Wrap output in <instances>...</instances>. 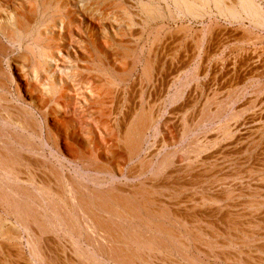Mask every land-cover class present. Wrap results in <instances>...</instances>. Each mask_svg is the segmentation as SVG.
I'll use <instances>...</instances> for the list:
<instances>
[{
  "label": "rangeland",
  "instance_id": "obj_1",
  "mask_svg": "<svg viewBox=\"0 0 264 264\" xmlns=\"http://www.w3.org/2000/svg\"><path fill=\"white\" fill-rule=\"evenodd\" d=\"M115 1L117 2V4L121 5L123 11L126 9L127 12H129L130 14L132 13L131 18H133L132 20H134L133 23L135 22V24L130 30L128 28L125 29L129 32V35L124 38H120L119 35L118 36L116 35L118 31H120L122 25L125 27L124 24L126 23L123 22L122 20L123 14L120 12L122 10H119L114 6H112L111 2H109L110 3L109 4V3H104L105 1H101V0H71V1L69 0L67 5V10L64 11L62 15L56 16V18L55 17L50 18L51 20L53 19L54 21L53 25L50 24L51 28H49V30L52 31L50 35H52V37L56 39L58 43L60 41L58 48L62 46L60 48V52L59 51L56 52L58 58L57 60L56 58L54 60L55 61L54 65L56 67H54L55 69L53 68V72L55 73L54 75L53 72L49 74L50 76L52 75L51 77H53L54 79L51 78L50 76L49 77L45 76L42 79V81H40V78L39 79L35 78V76L32 73L33 70L31 66L28 63H23L24 60L22 58L23 49L22 48L19 49L20 47L18 46L12 47L15 48V51L12 52L13 54L10 53L8 56L4 58L1 57L2 59L1 67L3 66L4 68L3 70L4 71L6 70L1 75L2 76L1 78L6 77L5 80L7 81L9 87L7 88V90H5L4 93L5 100L4 101L0 100V117L2 118L6 117V120L4 121L0 120V123H3L0 124V150L3 149L2 148L3 145H1V142L6 139L5 142L9 144L8 149L9 147L11 149L13 148V151H10L9 149V152L6 151L8 149L5 150L8 155L10 153V157H9L10 163L14 160L15 155L17 156L21 155L20 158H22V155H24V157L22 158V164H21L22 166L20 165L21 167L20 166L17 167L18 170L16 171V173L21 175V177L23 178L22 180L25 181L27 179L30 180V183L27 186L28 188H30L28 190L31 196L36 197L34 193V189H31L32 181L37 182L38 180H43L48 186L50 185L48 188H51L50 189L51 191L57 192L56 190H58L61 195V198L68 200V188L66 183H67V178L69 177L70 174L71 177L75 178V181L77 182V185H79V187L86 184V186H88L89 188L97 190V188H100L97 184L98 182L105 181L109 183L110 181L108 178L109 175L107 173L96 175V170H97L96 168L100 163H104V162L109 163L108 162L109 160L114 161L115 166H113L112 168L114 171L113 173L115 176L118 177L119 179L118 181L120 182L125 181V179L123 180L122 177L123 178L127 177L132 167L139 166L137 160L135 161V166H132L131 168H129L130 166L126 165L127 162L125 159L127 157V153L125 149H121L122 147L119 146L118 137L120 136V133L124 134L125 130L127 129V125H129L131 122L134 121L136 116L135 113L138 112L140 113V111H147V109L150 110L149 107L152 105L151 110H153L155 114L161 113L160 114L161 119L158 124L159 132L157 135H154L153 132L150 133V135L147 138V142L144 148L145 150L141 156V159L144 158L157 159L158 157H160L159 159H161L162 156L163 157L167 156V153H173V152L175 153V156L173 158L174 165L167 169H164L163 172L160 175H158V177L155 179L157 180V182L154 185H165L169 183L170 185L175 186L176 184L178 185V183L182 181L181 179H183V177L187 181L191 179V182H189L188 184L194 183L197 180L196 179L197 174H199L200 171H202L200 168V161L199 163L198 162L195 163L196 166L195 171L189 174L188 171L186 170L187 168H185L186 156L183 150L181 149L184 146L187 145L189 146V144L193 142L202 143V144L207 142L209 143V141H211L210 140L211 137H215L217 142L216 143L217 145L212 150L208 151L207 153H204L205 156L204 155L202 156L203 158L209 157L210 152L212 151L214 157L211 158L210 161L208 162H212L214 164L217 162L207 175L201 174L203 175L201 178L204 181H206L207 184L206 183L203 184V182L200 183L195 182L194 183L195 185L192 186L193 187L192 190L190 191L184 190L185 192L182 191L180 193L178 192L177 194L169 189H165V191L158 190L157 194L155 195L156 199L158 198L157 199L158 202L159 200L160 201L166 200L167 199L166 197H168V199L169 197H173L171 199L173 200L175 199V201L171 199L169 200V201H173V203L175 202L178 203L180 200L181 202L184 201L189 202L190 200L191 202H193L192 198L194 197H195L194 200L195 199L198 200L199 198L202 197L201 195L203 194L215 195L216 194L215 192H218V194L220 192H223V189L219 187V184H224L227 186L226 189L227 192H229L228 186H230L232 190L233 189L236 190L235 193L245 192L247 195L243 193L245 195L244 198L238 200L236 199L237 197H235L236 194L232 196L233 194L232 191L230 190L231 193L229 192V194L232 196L230 202L229 201L223 202L220 204L221 206L219 204L216 205L207 204L205 206L198 207L196 212L201 214L207 213L206 218L210 221H213V223L217 224L216 227L217 229L220 228L222 225L225 226L218 219L224 217L226 215V212H228V210L232 212L233 210L235 212L242 211L244 212L243 213L244 215L245 213L253 214L252 218H254V220L257 219L258 223L261 222L263 223L264 222V198H263L264 185H262L263 183L261 184L260 179L264 177V171H263L264 170V28L253 29L252 33L254 36H256L257 41L253 44H246V43L244 44V43H240L241 42L240 37L242 39L245 38L242 37L243 34H245L246 36L245 41L252 40L253 37L250 31H247L249 29H245L248 27L250 28L248 22H245L246 24L244 23L245 24V25L243 24L244 27L241 28L242 25L239 26L235 23H231L228 20H224L223 18H218V17H213L212 19L213 20L212 22L213 23L215 22V24L209 23L210 20L206 18L204 20H197V19L193 20L192 17L189 16V18L183 17L178 19L176 15L177 14L176 8L173 6L172 3L167 2L166 0H150V2L155 1L154 4L155 3L157 4V5L155 4L156 7H159L160 10L163 12L165 16L164 17L165 19L163 21L166 28L160 30L159 28L162 25L161 24L162 22L157 21L150 24L148 27L145 28L146 30L143 31L141 27L143 24L142 22L146 20L144 19L146 18V15L141 10L140 4L142 2L147 3L149 2V0H136V1L115 0ZM263 2L264 1L262 0L261 3ZM1 3L7 4L6 8H8L10 14L11 13L16 14V11H19L21 9V5H23L24 1L1 0ZM65 12L67 14H64ZM63 14L65 17L63 16ZM47 17L49 19L50 16L48 15ZM43 19H40L41 21H39L40 22L39 24H42L43 21L44 23L45 21L48 22L46 18L43 17ZM62 21H64L65 23L63 24ZM137 24H139V26ZM138 27L143 32H140V29ZM157 27L159 31H157L158 30ZM236 32L237 34H235ZM208 33L210 34V36ZM247 34L249 36H247ZM208 36L209 38H207ZM249 37L251 39H249ZM199 38L201 40L200 42H202V40L203 42L202 44L199 43L198 45L197 44L198 42L196 43V40ZM122 41L123 43L126 44L125 47L132 48L131 50L134 53L135 52L137 53V55L140 58V63L136 64L134 63L133 59L124 60L122 58L121 56L122 48H120L119 45L120 42ZM227 42L229 43V45ZM0 43L5 44L3 39H1V36H0ZM154 52H156L155 53L156 55L154 54ZM193 53H196L195 54L196 56H194L193 60H190ZM149 55L152 59L153 66L155 64L154 73L158 75L157 71L162 70L161 72L163 74L162 76L160 75L157 76L156 74H154L155 76L153 75L151 79H148L144 75L145 65L143 66V64H145V59ZM184 61L185 63H183ZM160 62L162 63V65H160L161 64ZM132 66L135 67L132 68ZM126 67L128 68V70L132 69L130 71L131 73L128 75L129 77H127V79H123L124 81L122 79L118 80L119 73L122 74V72L126 70L125 69ZM90 68L92 69L98 68V71L92 72ZM99 69L101 72L99 71ZM56 70L59 71L58 73H60L62 76L58 74ZM65 72L66 74H64ZM5 73H7L8 75H6ZM183 74H186V76H184ZM189 76L190 77L193 76V77L190 78ZM110 77L114 79L115 85L114 87L111 88L112 93L105 95L104 91H106L107 88L106 79L111 80ZM61 79L63 80L65 79L69 81L68 83L69 86L71 87L70 94L72 97L71 100L68 102L66 99L63 100L56 97L60 91L58 87L60 85L58 83L60 82L62 83ZM43 85L44 88L41 89ZM53 86L57 88V93L55 94L56 96H52V98H50L47 95H45V93L47 89H51ZM0 95L2 96V93H0ZM98 95L101 96L100 97L101 100H98L97 98ZM114 95L116 98L114 97ZM217 110H220V112H217ZM42 111H44V113H42ZM216 112L218 113V115L220 113H223L222 116L220 115L222 119L218 117ZM235 113H240L241 116L234 121L231 122L229 121L230 134L226 136L224 135L226 130L228 129V127L226 126L227 124L226 122ZM15 114H18L17 117H14L16 116ZM206 114L208 117L204 119ZM103 115L104 117H102ZM108 116H110V120ZM105 120L108 121L109 124L111 123V125H109L108 123L105 124L106 122ZM15 121L16 122L19 121L21 124H18ZM187 122H189L188 123L189 125L186 124ZM185 124L188 126H186ZM177 126L180 127L178 128ZM189 128H191V130ZM180 130L182 131L180 132ZM173 133L174 135H172ZM179 133H181L180 134L181 136L180 135L178 136ZM182 135H184L185 139L181 138ZM245 138H248L247 142L243 141V139ZM239 141L242 142V145L252 143L253 144V147H251L252 149L250 148L249 150H247L246 153L243 152L241 153L239 149L240 147L239 148L237 147ZM26 143L30 144L29 147H32L33 145L34 146L32 148H28L25 146ZM36 148L38 153L35 152ZM72 149H76L77 153L79 152L78 157L83 155L82 151H80L81 149L86 150V170H83L86 172L79 171L80 169L79 163H78L79 165L76 164L77 165L76 166L68 161V159L73 160L74 156H76L73 155L72 153L73 151H71ZM120 149L122 151H120ZM234 150L236 151L239 150V151L236 152ZM28 155L30 156L31 160L28 159L29 158ZM217 158L220 160H218ZM247 161L249 162L247 163ZM119 166H121V168H119ZM178 166H180L179 169ZM253 166L259 167L260 169L262 168L263 169V170L261 169L262 172H259L258 170L251 171V169L254 168ZM206 168L209 169V164L207 165ZM220 168L223 169L221 170ZM239 170L240 171L242 170L240 174H242L244 180L242 181L240 180L234 181V179L223 180L225 179V177L228 178L231 175H233L235 172H238ZM77 172H79L80 174L77 175ZM250 172H253V174H251ZM35 174L36 175L38 174V176H36ZM63 178H65L66 180ZM56 179L59 180L56 182ZM214 181H218V182H216L215 184ZM12 184H18V182L14 181L12 182ZM210 185L211 186L214 185L215 187L212 189L213 193L210 190ZM178 187L179 186L175 187V189H181ZM167 190L170 192H168ZM223 193H225V190ZM161 196L164 197L165 199H163ZM260 201H262V207L260 208L259 211L257 210V208L250 210L248 207L242 206V203L243 204L249 202L258 203ZM181 204L180 206H173V207L174 208L177 207L179 209H183L184 207H186V205L183 204L181 205ZM189 205L190 204H188V206ZM225 205L232 207L231 208L228 207L229 208L228 209L227 207H224ZM222 207H224V209L221 210ZM217 212L220 213L216 214ZM216 216H218L219 218ZM202 225H206V224L203 223ZM222 227L221 229L223 230ZM249 231L251 232L252 229H250ZM261 232L264 233V229H261L260 233ZM48 236L45 237L48 239L49 238ZM87 236L88 233H86V238ZM45 237L44 239H46ZM222 237H224V240L222 238H218V242L219 241L220 242L217 244L219 245L221 244L220 246H227V248H225L224 251L226 252V254H228L227 255L228 257L222 255L219 252L220 246L219 247L217 246L215 247V252H217L215 253L217 254L214 257L215 259L211 257L206 258L205 256L201 257L202 260H204L205 264H234V263L238 264L236 263V262H240L239 261L240 257L238 256L245 255L242 257L244 258L246 257V255H252L251 254L252 250L253 252H255L254 251L255 249L251 250V248L248 249L246 248V246H245L246 249L244 247H241L240 249V247L237 246L239 245L237 243L239 239L229 238L230 235L227 236L224 235ZM226 238H228V241ZM75 239H76L75 241H78L77 239L79 238L76 237ZM80 240L78 242V246L83 244L84 241L86 240L88 241V239L85 238H82ZM231 240L237 243L236 245H234L235 247L233 245L231 246L227 245L228 242H230ZM240 241H242V239ZM222 242L224 245L222 244ZM83 245H85V243ZM228 247L230 250L228 249ZM26 250L27 249L25 247L24 257L27 258L29 252ZM12 251L13 250H11V252ZM231 251H232V255H231ZM2 252H0V254ZM58 252H63V251L58 250ZM6 253L4 255L3 252L0 255V264L5 262L4 259L8 260V262H11L12 260H19L15 253L13 254L12 252L13 254L11 256V258L13 257L12 259L9 258ZM229 254L231 257L229 256ZM232 258H234L233 259L234 262L232 261ZM170 259H171L170 264H176L173 262H177V264H188V262H185L183 259H181L179 255H173L172 257H170ZM217 259L219 260L223 259V260L219 261ZM227 260L231 262L229 263ZM17 262L18 261H14V264H17ZM70 262L71 261L65 259L63 254L60 263L69 264Z\"/></svg>",
  "mask_w": 264,
  "mask_h": 264
},
{
  "label": "bare ground",
  "instance_id": "obj_2",
  "mask_svg": "<svg viewBox=\"0 0 264 264\" xmlns=\"http://www.w3.org/2000/svg\"><path fill=\"white\" fill-rule=\"evenodd\" d=\"M21 1H24L23 5H21V9L19 10V8H18L19 11H16V14L15 13L10 14L8 8H6L7 4H2L1 0H0V34H1L0 36H1V39H3V41L5 42V44L0 43V93H2V96L0 95L1 101L5 100L4 99V97H5L4 93H5V90H7V88L9 87L7 81L5 80L6 77L1 78L2 77L1 75L6 71V70L5 71L3 70L4 69L3 66L1 67V63H2L1 57L4 58V57L8 56L10 53H12L13 51H15V48H12V47L18 46V47H20L19 49H21V48L23 49L22 58L25 60V62L23 60V63H28L31 66V68L33 70L32 71L33 75L37 79L40 78V81H42V79L45 76L49 77L50 76L49 74H51L53 72V68L56 67L54 65V63H55L54 60H55V58H56V60L58 58L56 55V52H58V51L60 52V48L62 47V46L61 47L59 46L60 48H58L60 41L58 43L56 41V39H54L52 37V35H50V33H52V31L49 30V28H51L50 24L53 25V23H54L53 19L51 20L50 18H53V17L56 18V16L62 15V13L67 10V5H68L69 0H21ZM101 1H105L104 3L111 2L112 6H114L115 8H117L119 10H122V11H120L123 14L122 20H123V22H126L127 24L126 23L124 24L125 27L122 25L120 31H118V33L116 35L117 36L119 35L120 38L127 37L129 35V32L125 29L128 28L130 30L133 27V25L135 24V22L133 23V21H134V20H132L133 18H131L132 13L130 14L129 12L126 11V9L123 11V8L121 7V5L117 4V2L115 0H101ZM135 1H133V2H135ZM166 1L172 3L173 6L176 8V11H177L176 15H177L178 19L183 18V17L189 18V16L192 17L193 20L194 19L204 20L206 18V19H209L210 20L209 23L212 24L213 23L212 22L213 17H218V18H223L224 20H228L229 22L235 23L239 26L242 25L241 28L244 27L243 24L245 22H248L250 25V28L248 27L245 29H249L247 31H250V33L252 35H253V33H252L253 29L264 28V2L261 3L262 0L261 1H259V0H166ZM154 2L155 1L150 2V0H149V2H147V3L142 2L140 4L141 10L146 15V18H144L146 20H144V22H142L143 24L141 27L143 29V31L146 30L145 28L148 27L150 24L157 22V21L162 22L161 23L162 25L159 28L160 30H163L166 28L164 25V21H163L165 19L164 18L165 16H164L163 12L160 10V8L156 7L157 4L155 3L156 4L155 5ZM80 3H81V1H80ZM136 6H137V4H136ZM64 14H67V13L65 12ZM64 14H63V16H64ZM48 15L50 16L49 19L47 17ZM43 17L46 18L48 20V22L45 21V23H44V21H43L42 24H39L40 23L39 21H41L40 19H43ZM171 19H174V18H171ZM64 21H62L63 24L65 23ZM213 24H215V22ZM60 25H61V23H60ZM137 25L139 26V24H137ZM133 29H135V28H133ZM157 29H158V27H157ZM159 29L157 31H159ZM186 29H188V28H186ZM143 31L140 29V32H143ZM262 31H263V29H262ZM218 32H221V31H218ZM201 33H203V32H201ZM254 33H255V31H254ZM235 34H237V32ZM231 35H232V32H231ZM209 36H210V34H209ZM209 36L207 38H209ZM247 36H249V35L247 34ZM242 37H245V38L242 39L240 37V39H241L240 43L253 44L257 41L256 36H254V35L252 37V40H246L245 41V39H246L245 34H243ZM250 37H251V35H250ZM250 37H249V39H251ZM257 38H259V37H257ZM200 41L201 40L199 38L196 40V43L198 42L197 43L198 45H199V43L202 44L203 40H202V42H200ZM207 41H208V39H207ZM156 42H158V41H156ZM119 45H120V48H122L121 52L123 55L121 54V56L124 60L133 59L134 63H136V64L140 63L139 56L137 55L136 52H135L136 53L135 54L131 50L132 48L125 47L126 44L123 43V41L120 42ZM228 45H229V43H228ZM134 46H133V48H134ZM196 48H197V45H196ZM200 48H201V46H200ZM141 49H143V48H141ZM203 51H204V49H203ZM192 52H195V51H192ZM155 53L156 52H154V54ZM188 54H190V53H188ZM195 54L196 53L192 54V57L190 58V60H193L194 56H196ZM174 55H175V53H174ZM198 55H199V53H198ZM213 59H214V57H213ZM62 61H64V60H62ZM183 63H185V61ZM22 65H24V64H22ZM144 65H145L144 75L148 79H151V77H153V75L156 73H154L155 64L153 66V62H152L150 55L146 57L145 64H143V66ZM160 65H162V63ZM61 66H63V65H61ZM66 67H67V65H66ZM134 67L132 66V68H134ZM90 69L92 72L98 71V68L97 69L96 68H93V69L90 68ZM125 69L126 70H124L122 72V74L119 73V76H118L119 79L118 80L127 79V77H129L128 75L131 73L130 71L132 69L128 70L127 67ZM99 71H100V69H99ZM133 71H134V69H133ZM215 71H216V69H215ZM58 72L59 71H57V73ZM76 72H77V70H76ZM161 72H162V70H158L157 71L158 75L162 76L163 74ZM54 73L55 72H53V75H54ZM103 73H104V70H103ZM5 74L8 75L7 73H5ZM58 74H60V73H58ZM64 74H66V72ZM183 75L186 76V74H183ZM3 76H5V75H3ZM187 76H188V74H187ZM191 77H193V76H191ZM51 78H53V77H51ZM65 79H67V78H65ZM65 79L64 80L61 79L62 83L61 82L58 83L60 85V86H58L60 91L57 94V96L55 95L57 93V88L55 86H53L51 89H47L45 95H47L50 98H52V96H56L59 99H63V100L66 99L67 102L70 101L71 97H72L70 94V90H71L70 88L71 87L69 86V83H68L69 81H67ZM47 80H48V78H47ZM9 81H10V78H9ZM101 83H102V81H101ZM114 85H115V81L113 78H111V80L106 79V87L107 88H106V91H104V94L107 95V94L112 93L111 88L114 87ZM43 88H44V85L41 87V89H43ZM41 89H39V90H41ZM171 89H172V87H171ZM42 93H43V90H42ZM80 93H81V90H80ZM93 97H94V94H93ZM100 97L101 96L98 95V97H97L98 100H101ZM114 97H115V95H114ZM229 98H230V96H229ZM85 99H86V97H85ZM105 100H106V98H105ZM96 102H98V101H96ZM197 106H199V105H197ZM74 107H75V105H74ZM251 107H254V106H251ZM149 108H150V110L147 109V111H140V113L139 112L135 113L136 116H135L134 121L131 122L129 125H127V129L125 130L124 134L120 133V136L118 137L119 146L122 147L121 149H125V151L127 153V157L125 159L127 162L126 165L130 166L129 168H131L132 166H135V161L137 160V162L139 163V166L137 165L138 167H132L130 173L129 174L127 173L128 176L124 177V178L122 177V179L123 180L125 179V181L120 182V181H118L119 180L118 177L115 176L113 173L114 171L112 168H113V166H115L114 161L109 160L108 161L109 163L104 162V163H100L98 166L96 165L97 166L96 175H99V174L101 175L102 173H107L109 175L108 178L110 180L109 183L105 182V181L104 182H98L97 184L100 188H97V190L89 188L88 186H86V184L79 187V185H77V182L75 181V178L71 177L70 176L71 174H70L69 177L67 178V183H66L67 188H68V200H65L64 198L62 199L59 191L56 190L55 188L54 189L57 192L51 191L50 190L51 188H48L50 185L48 186L45 183V181H43V180H38L37 182L32 181V183H31L32 188L31 189H34V193H35L36 197L31 196L29 193V190H28L30 188H28V186H27L30 183V180L29 179H27L26 181L22 180L23 178L21 177V175L16 173V171L18 170L17 167H19L22 164V158L24 157V155H22V158H20L21 155L20 156L15 155L14 160L10 163L9 162L10 153L8 155L7 152H9V149H10V151H13V148L11 149L9 147V149H8L9 144H7V142H5L6 139L1 142V145H3L2 148L4 150L3 149L0 150V250L2 249L0 252L3 251L4 255L7 252L6 254L9 258H11V256L15 253L17 258L19 259V260H12L11 262H8V260L4 259V256H3V259L5 260V262H3L2 264H14V261H18L17 264H61L60 262H61V257L63 256V254H64V257L66 260L71 261L69 264H170L171 263L170 257H172L173 255H179L180 258L183 259L185 262H188V264H205L204 260H202L201 257L205 256L206 258L207 257L208 258L209 257L214 258L215 255H217V254H215V253H217V252H215V247H217V246L219 247L221 245V244L220 245L217 244L220 242V241L218 242V238H222L224 240V237H222L224 235H226V236L230 235L229 238L239 239V241L242 239V241H240V242L237 241V243L239 244L237 246H239L240 249H241V247L245 248V246L248 249L251 248V250L255 249L254 250L255 252H253V250H252V253H251L252 255H246V257H244V258H242V257L245 255L238 256V257H240L239 258L240 262H236V263H238V264H243V263L244 264H264V262H263V260H264V233H262V232L260 233L261 229H264V224H263L264 222L258 223L257 219H255L256 220V222H255L254 218H252L253 214L245 213V215H244L243 214L244 212H242V211L235 212L233 210V212H232V211L228 210V212H226V215L224 217L219 218L218 216H216L219 218L218 220H220L225 225V226L222 225L223 227L221 226L223 228V230H222L221 227L217 229L216 228L217 224L213 223V221H210L206 218L207 213L201 214V213L196 212L198 207L205 206L207 204H209V205L219 204L220 205L223 202H227V201L230 202L232 196H234L235 194H236L235 197H237L236 199L240 200V199L244 198L245 195H247L245 192H243V193H245V195L242 192H236L235 193L236 190L235 189L232 190V188H230V186H228V189H229L228 191L230 192V190H231L232 194H233L231 196L229 194V192L226 191L227 186L224 184H219V187H221V189H223V192L225 190V193L220 192L218 194V192H215L216 193L215 195L214 194L213 195L203 194V195H201L202 197L199 198L198 200H196V199L194 200L195 197L194 198L191 197L193 199V202H191V200L189 202H185V201L181 202V200H180L178 203L177 202L173 203V201H175V199L174 200L171 199L173 197H169V199H168V197H166L167 198L166 200H164V201L159 200V202H158V200H157L158 198L156 199V196H155L157 194L158 190L159 191H165V189H169L172 192H175L177 194L178 192L180 193L184 190L185 191L192 190V188H193L192 186L195 185L194 184L195 182H199V183L203 182V184L206 183V181H204L201 178L203 176L201 174L207 175L209 173V171L212 170L213 166H215V164L217 162L215 164L212 162H208V161H210L211 158L214 157V154L212 151L210 152L209 157L203 158L202 156L203 155L205 156L204 153H207L208 151L212 150L217 145L216 144L217 142H216L215 137H211V139H210L211 141H209V143L207 142V143L202 144V143L193 142V143H190L189 146L188 145L184 146L181 149V150H183V152L185 153V156H186V157L184 156L186 158L185 159L186 160V162H185L186 167L185 168H187L186 170L188 171L189 174H191L192 172L195 171V167H196L195 163L196 162L199 163V161H200V168L202 171H200V173L197 174V176H196L197 178L195 177L197 180L195 182L193 181L194 183L188 184L189 182H191V179H189L187 181L183 177V179H181L182 181L180 180L181 182H179L182 184L178 183V185L176 184L175 186H172L169 183L165 184V185H154L157 182V180H155V179L158 177V175H160L164 169H167V168L174 165V163H173L174 159L173 158L175 156V153L174 152L173 153H167V156H165V157L162 156L161 159H159L160 157H158L157 159H155V158H153V159H148V158L141 159V156L145 150L144 148H145V144L147 142L148 136L150 135L151 132H153L154 135H157L159 132L158 124H159V121L161 119V115H160L161 113L155 114L154 111L151 110L152 105ZM217 109H218V107H217ZM220 110H217V112H220ZM42 113H44V111H42ZM222 114L223 113H220L218 115V113H217L218 117H220V118H221ZM15 115L16 116H14V117H17L18 114H15ZM104 115L102 117H104ZM42 116H43V114H42ZM89 116H90V114H89ZM240 116H241L240 113H235L230 117L229 120H227L226 126L228 127V129L226 128L227 130H226L224 135L228 136L230 134L229 123L231 121L236 120ZM108 117L110 120V116H108ZM207 117L208 116L206 114L204 119ZM0 120L4 121V120H6V117L5 118L0 117ZM178 122H179V120H178ZM16 123L21 124L19 121H17ZM106 123H108V121H106L105 124ZM188 123L189 122H187L186 124H188ZM0 124H3V123H0ZM77 124H79V123H77ZM192 124H194V123H192ZM109 125H111V123ZM120 125H121V123H120ZM188 125H186V126H188ZM83 127H84V125H83ZM177 127L179 128L180 126H177ZM181 127H184V126H181ZM216 127H217V125H216ZM189 129L191 130V128H189ZM111 130H113V129H111ZM181 131L182 130H180V132ZM120 132H122V131H120ZM188 132H190V131H188ZM180 134L181 133H179L178 136ZM193 134H195V133H193ZM172 135H174V133ZM184 135H182V137H181L182 139H185ZM114 136H116V135H114ZM247 139L248 138H245V139H243V141L247 142L248 141ZM164 140H166V139H164ZM253 140H255V139H253ZM96 141H97V139H96ZM53 142H54V140H53ZM199 142H200V140H199ZM18 144H19V142H18ZM25 146L28 148H32L34 145L33 146L31 145L32 147H29L30 144L26 143ZM96 147H94V148H96ZM237 147L238 148L240 147L239 149H240L241 153L242 152L246 153L247 150H249L251 147H253V144L251 143V144L242 145V142L239 141ZM66 148H67V146H66ZM85 148H86V146H85ZM6 149H8V150H6ZM121 149H120V151H122ZM71 151H73L72 152L73 155H76V156H74L73 160L68 159V161L70 163H72L73 165H76L79 163L80 164L79 171L80 172H86V171H83V170H86V150H82V149L80 150L83 153V155L80 154L81 155L80 157H78L79 152L77 153L76 149H72ZM164 151H166V150H164ZM234 151H236V150H234ZM238 151H236V152H238ZM35 152L38 153L37 148L35 149ZM158 155H160V154H158ZM28 157H29L28 159H30L29 155H28ZM118 158H119V156H118ZM220 158H221V156H220ZM218 160H220V159H218ZM17 162H19V163H17ZM248 162L249 161H247V163ZM38 164H40V163H38ZM208 164H209V169L206 168ZM218 165H220V164H218ZM181 166H183V165H181ZM179 167L180 166H178V169H179ZM253 167L254 168L251 169V171L252 170H258L259 172H262V170H263L262 168H261L262 169L261 170L259 167H256V166H253ZM64 168H65V166H64ZM119 168H121V166H119ZM241 171L239 170L238 172H235L236 174L234 173L233 175H231L228 178L225 177V179H223V180L234 179V181H237V180L242 181V180H244V177H242V174H240ZM119 172H121V171H119ZM182 173H184V172H182ZM195 173H197V172H195ZM250 173L253 174V172H250ZM79 174L80 173L77 172V175H79ZM127 174H125V175H127ZM36 176H38V174ZM211 177H212V175H211ZM65 178H63V179H65ZM119 178H121V177H119ZM58 180L56 179V182ZM14 181L18 182V184H12V182H14ZM260 181H261V184L263 183L262 185H264V177L262 179H260ZM214 182L216 184V182H218V181H214ZM238 183H240V182H238ZM88 184H90V183H88ZM21 185H22V187H21ZM177 186H179L178 188H181V189H175V187H177ZM196 187H197V185H196ZM203 188H205V187H203ZM213 188H215L214 185H212V186L210 185L211 191ZM238 191H240V190H238ZM168 192H170V191H168ZM212 193H213V191H212ZM164 194H165V192H164ZM261 194H263V193H261ZM174 196H175V194H174ZM162 198L165 199L164 197H162ZM170 199L173 201H169ZM181 203L183 205H186V207H184L183 209L173 207V206H180ZM188 204H190V205L188 206ZM242 206L248 207L250 210L257 208V210L259 211L260 208L262 207V201H260L258 203H256V202H249L246 204L242 203ZM224 207L231 208L232 206L225 205ZM224 207H222L221 210L224 209ZM234 208H235V206H234ZM199 209H201V208H199ZM219 213L220 212H217L216 214H219ZM213 214H215V213H213ZM211 215H212V213H211ZM210 217H212V216H210ZM204 218H206V219H204ZM259 219H260V217H259ZM249 220H251L252 222ZM203 223H205L206 225H202ZM244 223H246V224H244ZM209 227L211 230L209 229ZM250 229H252L251 232L249 231ZM256 230H258V231H256ZM86 233H88L87 238H86ZM48 235H51V236H48ZM45 236H48L49 240ZM44 237L46 239H44ZM76 237L79 238V239H77L78 241H75ZM82 238L88 239V241L87 240H86L87 242L84 241L85 245H83L84 244L83 243V244L78 246V242ZM249 238H251V239H249ZM222 239H221V241H222ZM226 239L228 241V238H226ZM80 241H82V240H80ZM223 242H222V244H223ZM225 243H227V242H225ZM237 243L235 241L231 240L230 242H228L227 245L228 246L229 245L234 246ZM23 246H25L27 249L26 251L29 252L27 258L24 257L25 247H23ZM222 247H224V248H222ZM225 248H227V246H220L221 251L219 250V252L222 255L227 256L228 254H226V252L224 251ZM54 249H55V252H54ZM228 249H229V247H228ZM11 250H13L12 251L13 254H12ZM58 250L59 251L62 250L63 252H58ZM260 253H262V254H260ZM231 255H232V251H231ZM7 256H5V257H7ZM229 256H230V254H229ZM233 259L234 258H232V261H233ZM217 260H219V259H217ZM220 260H223V259H220ZM236 260H238V259H236ZM228 262L230 263L231 261H228ZM173 263L177 264V262H173Z\"/></svg>",
  "mask_w": 264,
  "mask_h": 264
}]
</instances>
